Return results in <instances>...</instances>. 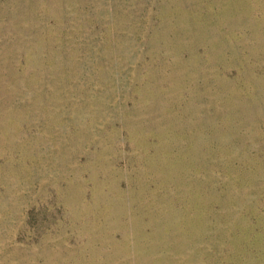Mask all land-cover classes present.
Segmentation results:
<instances>
[{
	"label": "rangeland",
	"instance_id": "1",
	"mask_svg": "<svg viewBox=\"0 0 264 264\" xmlns=\"http://www.w3.org/2000/svg\"><path fill=\"white\" fill-rule=\"evenodd\" d=\"M0 264H264V0H0Z\"/></svg>",
	"mask_w": 264,
	"mask_h": 264
}]
</instances>
